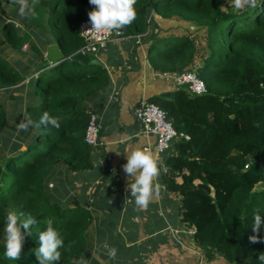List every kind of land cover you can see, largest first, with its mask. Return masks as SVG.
Instances as JSON below:
<instances>
[{"label": "trees", "instance_id": "trees-1", "mask_svg": "<svg viewBox=\"0 0 264 264\" xmlns=\"http://www.w3.org/2000/svg\"><path fill=\"white\" fill-rule=\"evenodd\" d=\"M12 2L20 3L0 0V5ZM36 2L55 14V43L62 53L78 52L83 46L78 26L94 6L88 0ZM134 7L136 19L125 26L127 35L148 31L143 39L149 43L152 68L162 74L195 72L207 90L195 96L180 88L148 101L167 113L178 134L189 138L175 142L176 155L166 159L169 171L164 176L166 189L181 198V222L194 230L195 244L208 260L220 255L229 264H261L264 243L252 244L248 237L257 209L264 219V188L255 190L264 185V0L239 10L230 0H137ZM150 13L204 30L205 55L196 71L199 53L193 41L159 38ZM14 28L6 21L4 37L20 51L24 41ZM30 49L43 60L36 44ZM66 67L76 70L64 72ZM47 68L34 80L31 96L36 103L26 105V117L17 118L34 122L27 131L19 124L5 129L6 112L0 104V264H38V233L49 219L64 241L58 264H79L87 247L91 213L78 203L70 207L52 201L47 185L56 165L74 172L92 168L90 146L84 143L89 103L108 86V73L70 60ZM22 78L0 59V88L16 86ZM45 112L58 120V129L34 126ZM9 210L21 222L29 216L36 220L17 260L4 255ZM259 236L264 238V227Z\"/></svg>", "mask_w": 264, "mask_h": 264}, {"label": "crops", "instance_id": "crops-1", "mask_svg": "<svg viewBox=\"0 0 264 264\" xmlns=\"http://www.w3.org/2000/svg\"><path fill=\"white\" fill-rule=\"evenodd\" d=\"M150 15L158 27L159 38H189L195 46L198 42L204 43L203 29L184 21L164 19L154 13ZM147 33L146 30L142 35L114 38L97 56L88 57V60L100 59L109 78L108 86L89 103V112L96 113L103 124L99 145L90 147L92 168L89 170L74 172L65 165L54 166L48 182L51 187L47 185L48 193L52 201H59L62 206L71 207L73 203H78L91 213V223L86 230L88 247L81 262L90 257L86 260L90 264H102L105 261L108 264H135L122 258H109L108 251L113 245L109 235L116 227L117 235L123 233L124 229L130 230L131 234L136 231L122 245L134 252L139 264H229L220 255L208 260L195 244L190 229L185 228L181 222V198L166 189L163 171L158 179L160 194L147 208L136 206L127 188L130 177L123 172L122 165L127 162L126 155L131 149L147 148L158 163L162 162L164 165L168 157L176 155V141L171 143L166 152L157 154L155 138L142 135L141 125L134 115L140 101L148 102L153 97L175 90L172 83L151 66L148 59L149 43L143 39ZM51 43L55 41L45 46L37 45V49L43 54V60L46 48ZM30 45L31 42H24L19 52L9 49L5 56L13 59L11 63L19 75L22 73L15 69L16 60L24 58L27 65L34 62L31 76H23L22 82L16 86L0 88V104L6 112L8 125L5 129L20 124L21 120L17 118L26 117V105L36 103L35 97L31 96V80H35L46 66L30 49ZM196 48L199 53L197 46ZM30 50L34 54L26 56ZM203 55L204 51L196 54L194 65L195 60L201 59ZM64 57L67 56L64 54ZM21 101L23 110L19 103ZM104 221V227L109 230L102 227Z\"/></svg>", "mask_w": 264, "mask_h": 264}, {"label": "clouds", "instance_id": "clouds-1", "mask_svg": "<svg viewBox=\"0 0 264 264\" xmlns=\"http://www.w3.org/2000/svg\"><path fill=\"white\" fill-rule=\"evenodd\" d=\"M21 4L20 14L23 15L27 7L26 0H19ZM36 0H33L35 4ZM90 5L94 6V10L88 12V20L91 27L87 33H110L114 30L118 31L127 25L133 23L136 19V10L134 5L137 0H88ZM235 9L239 10L247 6H254L255 0H230ZM30 118H25L18 128L27 131L33 126ZM51 125L59 128L58 120L49 116L45 112L39 124ZM127 162L122 165L123 172L130 177L127 188L130 190V196L134 199L135 205L140 208H147L149 203L159 196L161 185L158 179L161 171L165 174L169 171L168 167L162 162L157 161L154 154L147 149L133 148L126 155ZM36 223L35 218L29 216L26 220L20 221V217L16 212L9 210L5 217L4 223V255L10 260L19 259L23 249L25 237L31 235L30 226ZM53 220L47 221L46 228L38 233V248L35 251L38 264H58L61 258V252L58 249L64 246V241L60 237L58 231L53 226ZM264 227V219L259 209L253 214L252 232L253 235L248 237L250 243H264V238L259 236L261 228ZM22 229L24 230L22 232ZM108 255L110 259L116 256V249H109ZM261 264H264V253L258 257ZM85 264V262H81Z\"/></svg>", "mask_w": 264, "mask_h": 264}, {"label": "built area", "instance_id": "built-area-1", "mask_svg": "<svg viewBox=\"0 0 264 264\" xmlns=\"http://www.w3.org/2000/svg\"><path fill=\"white\" fill-rule=\"evenodd\" d=\"M90 27L88 19L82 21L78 26V35L83 42V46L79 51L87 58L89 56H97L101 51L105 50L112 39L124 37V34L119 30H114L110 33H87L86 31ZM160 76L168 79L175 89L183 88L192 95L202 96L207 92L205 83L195 72L161 73ZM134 115L141 125L142 135L155 138V151L157 154L166 152L173 141L181 139L187 141L189 139L184 134H178L167 120V113L152 103L140 101L134 110ZM102 128L103 124L98 115L90 112L84 133V143L90 147H97ZM189 232L192 235L194 234L192 229Z\"/></svg>", "mask_w": 264, "mask_h": 264}, {"label": "rangeland", "instance_id": "rangeland-1", "mask_svg": "<svg viewBox=\"0 0 264 264\" xmlns=\"http://www.w3.org/2000/svg\"><path fill=\"white\" fill-rule=\"evenodd\" d=\"M27 7L25 8L24 14H20V8L21 4L20 3H2L0 5V59L6 63L11 69L14 70V66L11 63L13 59H7L6 53L9 51V49L15 50L16 52L18 49H13L6 41L4 37V30L3 26L6 21H11L15 24V28L13 30V33L16 35L20 36L24 42L26 43H34L36 45L40 44L42 46H45L46 44L55 41L57 36H58V28L55 26L54 21H55V14L51 13L49 9L41 6L38 2H35L33 4V1H26ZM23 42V43H24ZM170 47V45H168ZM196 46L198 47L199 53L202 54L203 52V43L198 42L196 43ZM26 49V48H25ZM29 47H27V50ZM34 53L30 50V52L26 56H32ZM23 55V54H22ZM91 58V56L89 57ZM202 59V58H201ZM201 59H196L195 60V65L193 70H197L198 67H200V60ZM15 69L17 71L21 72V78L23 76H31V69L32 66L34 65V62H30L28 65L26 64V60L24 58H20L19 61H15ZM75 71L76 69L71 68V67H66L64 69V72L72 70ZM32 79V78H31ZM35 88V81L32 79L31 80V89L32 91ZM21 108H24L22 106L23 102H19ZM19 103H15L18 105ZM2 106V104H1ZM18 116H16L17 118ZM19 118V117H18ZM172 155V154H171ZM49 188L51 187L48 185ZM264 188L263 184H259L255 187L256 191H260ZM106 221L102 223V227H104L106 224ZM106 230H109V228L104 227ZM104 230V229H103ZM113 233L110 234L109 240H113V245L112 248L116 249V256L115 258H122L127 261H131L135 264H139L138 258L136 255L134 256V252L131 249H125L123 247V243L125 240H130L131 234L130 230L124 229L123 233H120L117 235L116 233L118 232L117 228L114 227ZM89 240L87 236V241ZM88 247V245H87ZM111 248V249H112ZM84 258V257H83ZM90 257H87L85 259V264H90V262L86 261ZM103 263H107L106 261ZM102 263V264H103ZM81 264V262H79ZM108 264V263H107Z\"/></svg>", "mask_w": 264, "mask_h": 264}, {"label": "water", "instance_id": "water-1", "mask_svg": "<svg viewBox=\"0 0 264 264\" xmlns=\"http://www.w3.org/2000/svg\"><path fill=\"white\" fill-rule=\"evenodd\" d=\"M119 31H121L124 35L128 34V30L125 27ZM66 60H70L81 67L98 66L103 69L105 67L104 63L100 59L94 58L88 60V58L80 51L64 57V54L58 48L56 43H51L47 46L43 60L44 66L54 68Z\"/></svg>", "mask_w": 264, "mask_h": 264}]
</instances>
